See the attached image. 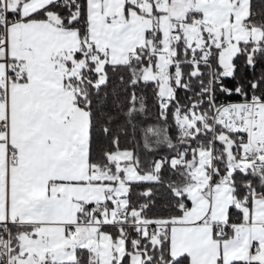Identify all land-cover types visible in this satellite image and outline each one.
<instances>
[{"label": "snow or ice", "instance_id": "snow-or-ice-1", "mask_svg": "<svg viewBox=\"0 0 264 264\" xmlns=\"http://www.w3.org/2000/svg\"><path fill=\"white\" fill-rule=\"evenodd\" d=\"M0 264H264V0H0Z\"/></svg>", "mask_w": 264, "mask_h": 264}]
</instances>
